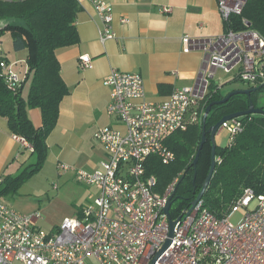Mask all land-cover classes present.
<instances>
[{
  "label": "built area",
  "instance_id": "obj_1",
  "mask_svg": "<svg viewBox=\"0 0 264 264\" xmlns=\"http://www.w3.org/2000/svg\"><path fill=\"white\" fill-rule=\"evenodd\" d=\"M246 1L216 0L224 25L231 16L241 14ZM90 2L101 21L99 40L114 39L110 4L106 0ZM161 12L169 14L171 8L162 7ZM119 23L128 20L120 18ZM242 23L248 26L245 20ZM181 43L184 53L200 49L204 54L199 83L194 86L173 88L155 102L147 99L138 73L111 70L103 80L109 91L106 114L116 118L122 128L102 127L94 133L106 159L93 171L57 166L59 175L72 172L77 182L96 190L77 216L45 230L38 213H18L0 200V264H152L168 239L170 245L153 264H264V190L255 194L246 189L221 219L198 201L171 219L176 223L169 238L164 208L178 179L164 194L156 193V179L146 175L145 161L150 156H158L164 164L172 160L166 139L201 123L204 111L200 102L218 72L251 87L264 86V40L256 32L228 29L205 39L185 35ZM79 61L80 68L90 67L88 56ZM0 68L6 73L8 87L21 85L22 78L10 66L1 63ZM220 129L234 136L242 130V123L236 118ZM12 139L32 149L21 136L12 134ZM240 210L243 216L231 223Z\"/></svg>",
  "mask_w": 264,
  "mask_h": 264
},
{
  "label": "trees",
  "instance_id": "obj_2",
  "mask_svg": "<svg viewBox=\"0 0 264 264\" xmlns=\"http://www.w3.org/2000/svg\"><path fill=\"white\" fill-rule=\"evenodd\" d=\"M80 11L77 0H0V22L5 23L0 28V44L3 35L9 34L11 53L19 55L20 61L24 60L27 66L23 82L15 88L7 86L6 73L0 68V117L6 120L10 133L21 136L31 145L36 156L35 163L16 176L1 179L0 197L15 195L20 185L43 167L47 154L46 140L56 126L60 103L69 92L60 74L56 51L78 44L76 20ZM243 20L248 23L247 27ZM224 26L225 30L249 29L264 40V0H247L241 14L231 16ZM1 63L9 66L11 61L0 47ZM157 88L162 97L173 90L165 84H159ZM214 89L216 86L210 84L209 92L200 102L204 113L210 103L224 97L220 91L212 92ZM259 93H264V87L251 95L255 107ZM247 108L245 96H233L224 104L214 105L205 118V129L222 117ZM31 109L40 112L39 128H35L30 120L28 111ZM238 119L242 130L230 136L227 146L215 147V168L201 199L202 206L217 219L227 214L246 189L253 190L255 194L264 190V116L246 115ZM202 123L188 126L185 131L175 132L166 139L165 145L173 154L169 163L164 164L158 156H150L144 164L146 175L156 179V193L164 194L173 180L178 179L169 208L171 219L178 218L190 206L210 169L211 143L208 135L197 163L193 165L201 140Z\"/></svg>",
  "mask_w": 264,
  "mask_h": 264
},
{
  "label": "crops",
  "instance_id": "obj_3",
  "mask_svg": "<svg viewBox=\"0 0 264 264\" xmlns=\"http://www.w3.org/2000/svg\"><path fill=\"white\" fill-rule=\"evenodd\" d=\"M77 1L81 7L76 20L79 42L56 51L60 74L69 92L60 103L56 126L46 140V159L39 171L47 167L53 176L68 179H74L73 173L59 175V164L96 170L107 156L94 133L108 126L122 129L116 118L106 114L109 91L103 80L111 70L140 74L147 99L161 101L164 97L158 94L159 84L177 88L199 83L204 54L200 49L184 53L181 38H212L225 31L216 0H106L114 16L115 37L102 43L98 36L101 21L90 0ZM162 7L171 8V13H162ZM120 18H126L128 23H119ZM13 56L9 66L13 71V65H19L24 77V60ZM82 56L90 58V67L80 68ZM210 84L216 86L212 92L221 93L219 84ZM28 115L33 126L39 128V110L31 109ZM33 157L36 160L32 149L12 139L6 120L0 117V180L19 174Z\"/></svg>",
  "mask_w": 264,
  "mask_h": 264
},
{
  "label": "rangeland",
  "instance_id": "obj_4",
  "mask_svg": "<svg viewBox=\"0 0 264 264\" xmlns=\"http://www.w3.org/2000/svg\"><path fill=\"white\" fill-rule=\"evenodd\" d=\"M4 26L5 23L0 22V28ZM0 47L9 60L13 61L15 57L11 53L12 41L9 34L3 35ZM13 67V71L18 76L23 77L20 66L13 65ZM213 82L221 86L220 90L223 96L231 91L251 87L249 84L238 81L231 75L222 72L215 75ZM27 89L28 83L24 87V95H26ZM256 107L264 108V93L257 95ZM229 138L230 134L225 129H220L214 137L215 145L225 147L229 142ZM35 161V157H33L25 167L34 164ZM95 194L94 187L79 183L75 178L68 179L66 176H53L52 172L46 167L42 172H38L24 181L15 195L4 196L0 199L18 213L24 215L38 213L41 216L42 228L50 230L56 228V226L58 227L65 217L74 216L82 207L88 206ZM254 206L255 202L251 204V208ZM243 214L244 212L240 210L231 217L230 222L237 223Z\"/></svg>",
  "mask_w": 264,
  "mask_h": 264
},
{
  "label": "water",
  "instance_id": "obj_5",
  "mask_svg": "<svg viewBox=\"0 0 264 264\" xmlns=\"http://www.w3.org/2000/svg\"><path fill=\"white\" fill-rule=\"evenodd\" d=\"M262 87L264 86H258V87H251L248 89H244V90H235V91H231L229 92L226 96H224L221 100L215 101L210 103L206 109H205V113H204V117L202 120V135H201V140L198 146V152L195 155L194 161H193V165H195L197 163L199 154H200V150L202 148V146L205 144L206 142V136H209V140L211 143V164H210V169L208 172V175L201 187L200 192L198 193V195L196 196V198L191 202L190 207L193 208L198 201H200L202 199V196L211 180L214 168H215V142H214V137L216 135V133L218 132V130L220 129V126L227 121L236 119V118H240L246 115H263L264 116V109L262 108H256L252 102L251 99V95L256 93L257 91L261 90ZM219 89V88H218ZM260 94V93H259ZM233 96H245L247 98V103H248V108L245 111H241V112H237V113H233L227 116L222 117L215 125H213L212 127L208 128L207 130L205 129V125H204V121L205 118L207 117V115L209 114L211 107L214 105H220V104H224L226 103L231 97ZM175 191V189H174ZM174 191L172 192V194L169 196L167 203L165 205L164 208V213L165 215L168 217L169 220V226H170V231H169V238H171L173 236V226L175 225L176 221H172L170 216H169V208L171 205V200L172 197L174 195ZM170 245V239H168L165 244L163 245L162 249L158 252L156 258L153 260L152 264L155 262V260L167 249V247Z\"/></svg>",
  "mask_w": 264,
  "mask_h": 264
},
{
  "label": "flooded vegetation",
  "instance_id": "obj_6",
  "mask_svg": "<svg viewBox=\"0 0 264 264\" xmlns=\"http://www.w3.org/2000/svg\"><path fill=\"white\" fill-rule=\"evenodd\" d=\"M213 91V90H212Z\"/></svg>",
  "mask_w": 264,
  "mask_h": 264
}]
</instances>
